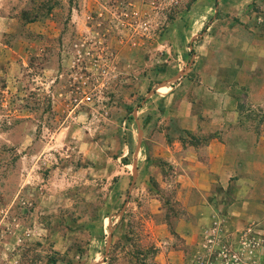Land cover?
I'll return each instance as SVG.
<instances>
[{"label": "rangeland", "instance_id": "obj_1", "mask_svg": "<svg viewBox=\"0 0 264 264\" xmlns=\"http://www.w3.org/2000/svg\"><path fill=\"white\" fill-rule=\"evenodd\" d=\"M0 264H264V0H0Z\"/></svg>", "mask_w": 264, "mask_h": 264}, {"label": "trees", "instance_id": "obj_2", "mask_svg": "<svg viewBox=\"0 0 264 264\" xmlns=\"http://www.w3.org/2000/svg\"><path fill=\"white\" fill-rule=\"evenodd\" d=\"M193 44H191V46H192Z\"/></svg>", "mask_w": 264, "mask_h": 264}]
</instances>
